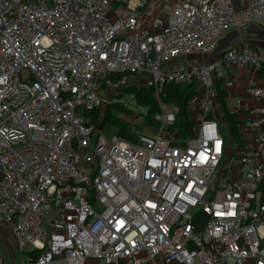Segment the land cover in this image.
Masks as SVG:
<instances>
[{"label":"built area","instance_id":"built-area-1","mask_svg":"<svg viewBox=\"0 0 264 264\" xmlns=\"http://www.w3.org/2000/svg\"><path fill=\"white\" fill-rule=\"evenodd\" d=\"M167 1L156 17L154 0H0V225L16 264H264V92L249 80L226 104L250 115L232 146L215 87L227 102L232 73L264 70V48L204 60L228 30L264 28V0ZM114 74L145 80L155 132L89 123ZM191 82L181 139L160 96Z\"/></svg>","mask_w":264,"mask_h":264},{"label":"trees","instance_id":"trees-1","mask_svg":"<svg viewBox=\"0 0 264 264\" xmlns=\"http://www.w3.org/2000/svg\"><path fill=\"white\" fill-rule=\"evenodd\" d=\"M126 76L127 75L114 74L110 76V80L113 84H118L122 77ZM195 87L196 84L194 82L183 84L170 83L164 87L160 96V103L171 105L176 108L174 129L181 139L189 137L192 133V123L189 119L187 103L189 97L194 93ZM215 87L217 90L218 104L221 107L220 113L229 125L228 129L232 140L231 144L232 146L241 145L237 132L238 121L235 116L230 114L227 110L225 103L226 91L221 88L220 80L215 81ZM123 91L122 94L126 93L129 95L137 107H141L145 110L146 113L143 115L145 118L144 124L153 129V132L156 131L158 124L154 120V116L160 113V107L153 96L152 90L144 86H131L123 88ZM100 112L99 108L85 112L89 117V123L91 125L97 126L100 131L104 128L112 129L117 136L123 139L130 141L135 140L136 133L131 130L132 124L121 117L123 115H132V111L124 104L120 102L112 103L110 99L106 109L103 111V118L99 122ZM114 113H119V115L117 116ZM259 193L260 200L264 201V179L259 186Z\"/></svg>","mask_w":264,"mask_h":264},{"label":"crops","instance_id":"crops-1","mask_svg":"<svg viewBox=\"0 0 264 264\" xmlns=\"http://www.w3.org/2000/svg\"><path fill=\"white\" fill-rule=\"evenodd\" d=\"M169 6H170V2H167L165 4L162 3V0H154L153 2V7L160 8V9H157V12L158 11L160 12L158 17L165 16L169 10ZM241 41L247 42L253 48H264V28L259 27L256 24H251L249 25L247 30L244 32H240L234 29L228 30L220 37L218 41V47L211 56H214L215 58H219L221 53L225 49ZM211 56L205 57L204 60L210 61L209 59ZM199 57H196V58L193 57L190 59H198ZM201 59H202V56H201ZM232 74H235V75H234L233 85L231 86V88L229 89L227 93L228 98H227V102H225L227 106L233 107L235 102L238 99H241V100L247 99V95L245 91H246V87L249 84V80H251L256 87L260 88L264 92V71L256 72V71H252L251 69H247L245 71H240V72L232 73ZM251 105L262 106L263 104H261L260 102L248 104V106H251ZM236 118L240 122L247 121L248 119H250L248 110L247 109L240 110ZM0 254L2 255L1 252ZM7 254L9 257L8 258L5 257V258L8 260V264L9 262H11V264H16L17 263V253H16L15 248L14 250L11 249L9 252H7Z\"/></svg>","mask_w":264,"mask_h":264},{"label":"rangeland","instance_id":"rangeland-1","mask_svg":"<svg viewBox=\"0 0 264 264\" xmlns=\"http://www.w3.org/2000/svg\"><path fill=\"white\" fill-rule=\"evenodd\" d=\"M168 2V1H167ZM160 14V12L158 11L156 13V17H158ZM200 55L198 54H188V55H184V56H180L179 58L181 59H190V58H196L199 57ZM201 56L198 58L200 59ZM215 58L214 56H211L210 59ZM209 59V60H210ZM145 80L141 79L139 76L135 77V76H126V77H122V79L120 80V82L110 88H104L101 92L102 94V104L100 105V118H99V122L101 121V119L103 118V111L106 109L107 105H108V101L111 99V102H120L122 104H124L127 108H129L132 111V115L130 116H126L123 115L121 116L122 118H126L131 122V130L134 131L135 133H146V134H151L153 133V129H151L150 127L146 126L144 124V114L146 113L144 109H142L141 107H137L136 104L132 101V98L127 95L126 93H123V88L125 87H131V86H136V87H145ZM117 116L119 115V113H114ZM224 129L223 132L225 134L227 131V127H229V125L227 124V126L223 125ZM226 128V129H225ZM130 131V130H129ZM105 136L107 137H111L112 135H116L115 131H113L112 129H107L104 128L101 131ZM155 132V131H154ZM14 243V239L11 235V231L8 227H6L5 225H0V252L2 253L5 261L7 260L5 257H9L7 252H9L11 249L14 250L15 246L13 245ZM15 256V254H14ZM8 263V260L6 261ZM9 264H11V262H9Z\"/></svg>","mask_w":264,"mask_h":264}]
</instances>
